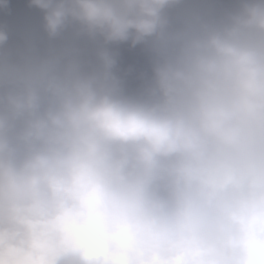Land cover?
<instances>
[{
    "label": "clouds",
    "instance_id": "obj_1",
    "mask_svg": "<svg viewBox=\"0 0 264 264\" xmlns=\"http://www.w3.org/2000/svg\"><path fill=\"white\" fill-rule=\"evenodd\" d=\"M31 2L45 10L49 33L71 17L107 41L135 43L162 25L169 0ZM253 32H264V3L246 4L229 25L196 41L194 71L171 70L187 90L176 108L128 106L77 79L47 112L69 138L17 159L0 137V226L11 240L26 246L36 225L59 242L58 221L67 217L88 227L89 241L63 246L89 264H264V189L211 197L186 191L171 203H147L139 179L113 178L101 156L104 142H138L128 163L135 169L176 152L202 159L209 137L237 146L245 123L264 121V42Z\"/></svg>",
    "mask_w": 264,
    "mask_h": 264
},
{
    "label": "flooded vegetation",
    "instance_id": "obj_2",
    "mask_svg": "<svg viewBox=\"0 0 264 264\" xmlns=\"http://www.w3.org/2000/svg\"><path fill=\"white\" fill-rule=\"evenodd\" d=\"M257 2L264 3V0H169L162 9V25L135 43L131 37L124 41H107L100 35L98 39L84 37L81 32L87 30L82 26L77 31V20L71 17L55 33H49L45 26L41 38L34 36V44L29 50H23L22 56L0 57V88L11 92L17 82V87H23V96L34 109L21 116L16 111L0 108V120L3 121L0 137L15 149L17 159L49 143L69 138L68 133L50 124L47 112L63 96L72 94L77 79L88 80L97 95L109 96L128 106L164 108V102L177 96V87L183 85L172 77L171 70H183L182 64L187 61L190 69L186 72L194 71V43L206 37L208 28L221 29L229 25L246 4ZM251 35L264 42V32ZM120 47L126 49L123 55L117 56ZM133 51L135 55H131ZM186 52H189L188 56H184ZM141 94L146 95L144 102L148 105H139ZM137 145L138 142L131 141L104 142L101 156L105 171L116 179L137 177L139 192L147 203L173 202L177 198L176 190L169 195L162 191L159 174L170 171L174 177L179 176L184 171L182 165L171 157V168L165 169L167 159L157 155L152 170L129 168ZM0 238L11 239L8 230L2 226ZM52 264H89V261L81 257L79 250L61 246L52 258Z\"/></svg>",
    "mask_w": 264,
    "mask_h": 264
},
{
    "label": "rangeland",
    "instance_id": "obj_3",
    "mask_svg": "<svg viewBox=\"0 0 264 264\" xmlns=\"http://www.w3.org/2000/svg\"><path fill=\"white\" fill-rule=\"evenodd\" d=\"M44 11L31 0H0V32L5 34V39L0 41V57L22 56L23 50H29L36 37L41 38L40 33L45 28ZM214 30L219 29L216 26L210 27L205 36ZM188 55L189 52L184 53V56ZM182 69L187 71L190 64L184 62ZM16 83L11 92L0 88V108L25 116L34 109L29 99L23 96V87H17ZM177 88V96L164 102L165 109L178 107L187 97L185 86L179 85ZM13 100L18 101L19 107L13 105ZM164 157L167 159L165 169L171 168L170 158L173 157L184 170L175 177L170 171L158 175L163 182L162 191L167 195L174 190L177 197L186 191L201 197L224 194L236 173L264 165V121L245 123L237 146L226 145L216 137H209L206 154L202 159L197 160L185 152L170 153ZM180 161H185V164H180Z\"/></svg>",
    "mask_w": 264,
    "mask_h": 264
},
{
    "label": "snow or ice",
    "instance_id": "obj_4",
    "mask_svg": "<svg viewBox=\"0 0 264 264\" xmlns=\"http://www.w3.org/2000/svg\"><path fill=\"white\" fill-rule=\"evenodd\" d=\"M63 232L59 242L49 241L42 226H31V239L26 246L13 240L0 238V264H52V258L60 246L88 243L89 231L86 225H78L70 218L58 221Z\"/></svg>",
    "mask_w": 264,
    "mask_h": 264
},
{
    "label": "water",
    "instance_id": "obj_5",
    "mask_svg": "<svg viewBox=\"0 0 264 264\" xmlns=\"http://www.w3.org/2000/svg\"><path fill=\"white\" fill-rule=\"evenodd\" d=\"M82 26L83 25L79 21H77L76 23L77 31H79L80 28H82ZM81 34L84 37L95 38V39L103 37L99 32L90 33L88 31H85V32H81ZM98 35H100V37H97ZM125 49L126 47H120L116 55L117 56L123 55L122 53ZM135 54L136 52L133 51L131 55H135ZM145 97H146L145 94H141L139 96L138 98L139 105H141V103H145L148 105L147 102H144L147 100V98ZM136 168H144V169L152 170V165L144 166L143 164L137 163ZM261 189H264V166L245 169L239 172L237 175L233 177L232 184L228 189V191L226 192V194L240 196V195H247L251 192Z\"/></svg>",
    "mask_w": 264,
    "mask_h": 264
}]
</instances>
